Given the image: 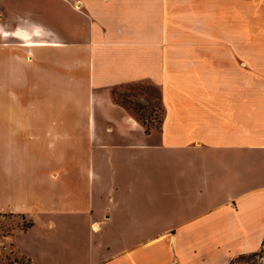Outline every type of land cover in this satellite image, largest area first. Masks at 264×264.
<instances>
[{
    "label": "crops",
    "instance_id": "0c3cea01",
    "mask_svg": "<svg viewBox=\"0 0 264 264\" xmlns=\"http://www.w3.org/2000/svg\"><path fill=\"white\" fill-rule=\"evenodd\" d=\"M36 1L32 41L59 46L4 35L28 27L0 0V260L228 264L259 252L264 51L250 4ZM47 3L68 19L46 21ZM140 81L161 91L159 129L112 98ZM7 215L30 224L4 236Z\"/></svg>",
    "mask_w": 264,
    "mask_h": 264
},
{
    "label": "rangeland",
    "instance_id": "374dc122",
    "mask_svg": "<svg viewBox=\"0 0 264 264\" xmlns=\"http://www.w3.org/2000/svg\"><path fill=\"white\" fill-rule=\"evenodd\" d=\"M12 8L10 7L11 16L10 21L13 24H20L32 28L37 26L39 19L38 7L36 0H30V4L23 8L21 4L16 3L21 0H10ZM249 3L251 7L252 17L248 23L249 37L252 39L253 49L264 51V0H243ZM10 2V3H11ZM14 2L16 5H13ZM34 2V3H33ZM58 4L47 3V11L45 14L46 21L50 19L53 22V14L61 15L62 19H68L69 15L63 16L66 11L57 7ZM46 88H52L48 86ZM42 91L38 89L37 91ZM48 90V89H46ZM52 90V89H50ZM49 90V91H50ZM48 91V92H49ZM43 92V91H42ZM111 95L115 102L125 106L130 112L138 116L148 128L156 130L160 127L163 117V108L161 105L159 88L149 83L148 81H140L135 83H128L111 88ZM51 98V95H47ZM30 224L27 220H23L19 215H7L5 220H1V232L5 236L10 233L12 227L24 229ZM191 236V235H190ZM192 237V236H191ZM191 243L195 240H190ZM193 247L195 248L196 245ZM0 264H30L26 259L14 258L13 260H0ZM228 264H264V246L257 253L240 254L233 257Z\"/></svg>",
    "mask_w": 264,
    "mask_h": 264
},
{
    "label": "bare ground",
    "instance_id": "6f19581e",
    "mask_svg": "<svg viewBox=\"0 0 264 264\" xmlns=\"http://www.w3.org/2000/svg\"><path fill=\"white\" fill-rule=\"evenodd\" d=\"M39 28L35 26L34 29H32V31H29L28 28H19L17 30H15L14 32H8V31H4L3 34L4 35H8V36H13L16 37L17 39H20L21 41H24L22 43V45L32 48L35 46H59L60 44L57 42H47V41H32L33 37H41V33L38 30ZM1 30V29H0ZM92 114V113H91Z\"/></svg>",
    "mask_w": 264,
    "mask_h": 264
},
{
    "label": "trees",
    "instance_id": "16d2710c",
    "mask_svg": "<svg viewBox=\"0 0 264 264\" xmlns=\"http://www.w3.org/2000/svg\"><path fill=\"white\" fill-rule=\"evenodd\" d=\"M158 88V87H157ZM159 92H160V99H161V91H160V89H159ZM118 103V102H117ZM120 104V103H119ZM122 105V104H121ZM122 106H124V105H122ZM125 107V106H124ZM143 124H145L144 122H142ZM145 126L147 127V129L148 130H152V129H150V128H148V126L145 124ZM159 129V128H158Z\"/></svg>",
    "mask_w": 264,
    "mask_h": 264
},
{
    "label": "built area",
    "instance_id": "2783aa9c",
    "mask_svg": "<svg viewBox=\"0 0 264 264\" xmlns=\"http://www.w3.org/2000/svg\"><path fill=\"white\" fill-rule=\"evenodd\" d=\"M3 247H4V249H6L7 247H6V245H3Z\"/></svg>",
    "mask_w": 264,
    "mask_h": 264
}]
</instances>
